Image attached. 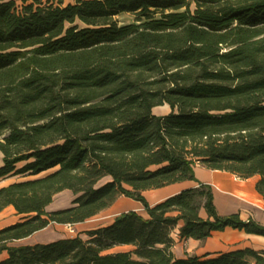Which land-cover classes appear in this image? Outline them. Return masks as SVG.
<instances>
[{"label": "trees", "instance_id": "obj_1", "mask_svg": "<svg viewBox=\"0 0 264 264\" xmlns=\"http://www.w3.org/2000/svg\"><path fill=\"white\" fill-rule=\"evenodd\" d=\"M27 1L0 0V179L51 171L0 187V211L22 215L0 228V264H264L249 247L174 256L176 229L180 239L227 226L264 236L251 218L218 214L208 184L155 204L143 195L195 180L200 163L258 175L264 199V0ZM122 14L132 20L119 24ZM64 190L72 204L47 210ZM120 196L145 215L121 212L86 240L14 245ZM116 246L131 248L103 254Z\"/></svg>", "mask_w": 264, "mask_h": 264}, {"label": "crops", "instance_id": "obj_2", "mask_svg": "<svg viewBox=\"0 0 264 264\" xmlns=\"http://www.w3.org/2000/svg\"><path fill=\"white\" fill-rule=\"evenodd\" d=\"M165 106L167 105L155 107L152 109V112L158 115L166 114L168 110L165 113L159 112L160 109ZM2 163V154L0 152V166ZM193 170L195 180H186L160 188L146 190L143 192L144 197L148 203L155 204L183 189L197 187L199 183L208 184L211 187L213 203L218 214L225 216L236 213L242 220L251 218L264 226V199L255 188L256 181L259 178L258 175L241 179L230 172L209 169L200 163H195ZM11 178L12 177L0 179V187L13 182L9 181ZM49 205L47 209H49ZM117 205H120L121 209L116 210H121V212L133 210L140 214L143 212L144 214L142 204L129 197H118L112 205V209ZM12 213V217H8ZM199 215L202 218L206 217L204 208H200ZM21 216L22 215L16 214L11 205L5 207L0 211V228L19 221ZM41 231H43V229L38 232ZM36 233L37 232L34 234ZM172 235L175 240L172 252L176 258H186L188 256L203 258L215 257L220 253L244 247L264 252L263 235L246 233L244 230L229 226L225 227L223 230L212 231L208 237L202 240L194 238L180 239L178 236V229H176L175 233ZM39 240L42 241L41 239ZM40 241L36 239L34 243ZM0 256V259L4 258L6 256L5 252L0 253Z\"/></svg>", "mask_w": 264, "mask_h": 264}, {"label": "rangeland", "instance_id": "obj_3", "mask_svg": "<svg viewBox=\"0 0 264 264\" xmlns=\"http://www.w3.org/2000/svg\"><path fill=\"white\" fill-rule=\"evenodd\" d=\"M53 1H56V2L61 1L63 4H66L68 2H74V0H53ZM15 2H16V5L18 7H20L22 4V0H15ZM27 2H30V1L28 0ZM192 7H193V4H192ZM131 20H132V16L129 14H122V15L118 16V23L119 24L127 23ZM167 110L169 111V108L167 106H165L162 109H160L159 112L165 113ZM22 164L23 163H20L18 166H21ZM50 171L51 170L44 171L37 176H42V175H44ZM37 176H33V177H37ZM33 177L29 176V177L24 178V177H21L18 175V176H13L9 181L15 182V181H20V180H24L26 178H33ZM105 180L106 179H102L100 181V183L105 181ZM74 197H75V195L70 190H64V191L56 194L53 197V200L48 207L49 209H47V210H56V209L69 207L72 204V200L74 199ZM112 205L109 208L103 210L102 212L96 214L95 216H93L89 219H86L85 221H83L81 223L61 224V225H59L57 223H51L47 227H45V229H43V231L37 232L36 234L32 235L31 237H27L25 239L18 240L16 242H14V245L33 244L34 241H36V239H37V241H40L39 239L42 240L38 243H47V242H52V241L59 239V238H73V237H80L83 240H86V239H88V235L85 233L87 230L96 228L98 226H104V225L108 224L115 216H117L118 214L121 213V210L112 209ZM142 214H143V212H142ZM12 215H13V213L10 214V216H8V217H12ZM144 215H145V213H144ZM173 233H175V231ZM130 248L131 247H129V246H116L110 250L103 252V254L114 253L117 251H127ZM5 255H6V253H5Z\"/></svg>", "mask_w": 264, "mask_h": 264}, {"label": "bare ground", "instance_id": "obj_4", "mask_svg": "<svg viewBox=\"0 0 264 264\" xmlns=\"http://www.w3.org/2000/svg\"><path fill=\"white\" fill-rule=\"evenodd\" d=\"M114 209H121V206L120 205H117L116 207H114Z\"/></svg>", "mask_w": 264, "mask_h": 264}]
</instances>
